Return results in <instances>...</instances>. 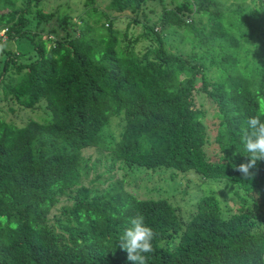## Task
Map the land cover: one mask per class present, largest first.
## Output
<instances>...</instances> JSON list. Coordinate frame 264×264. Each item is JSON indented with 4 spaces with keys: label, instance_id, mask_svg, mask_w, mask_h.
I'll return each mask as SVG.
<instances>
[{
    "label": "trees",
    "instance_id": "16d2710c",
    "mask_svg": "<svg viewBox=\"0 0 264 264\" xmlns=\"http://www.w3.org/2000/svg\"><path fill=\"white\" fill-rule=\"evenodd\" d=\"M59 1L0 0V264H131L137 213L148 264H264V162L235 170L264 113V0Z\"/></svg>",
    "mask_w": 264,
    "mask_h": 264
},
{
    "label": "clouds",
    "instance_id": "9594fccd",
    "mask_svg": "<svg viewBox=\"0 0 264 264\" xmlns=\"http://www.w3.org/2000/svg\"><path fill=\"white\" fill-rule=\"evenodd\" d=\"M258 113L247 118L246 126L242 129L241 141L244 145L247 160L236 166L235 170L245 178H249L254 173L258 162H264V120ZM131 226L126 228L119 237V246L127 252V259L131 264H148L146 254L153 253V240L157 233L146 223L145 216L137 213L130 220Z\"/></svg>",
    "mask_w": 264,
    "mask_h": 264
},
{
    "label": "rangeland",
    "instance_id": "374dc122",
    "mask_svg": "<svg viewBox=\"0 0 264 264\" xmlns=\"http://www.w3.org/2000/svg\"><path fill=\"white\" fill-rule=\"evenodd\" d=\"M53 4L58 3V2H62L59 0H51ZM64 1V0H63ZM71 1V5L75 8V9H80L82 7V5L79 4L80 0H70ZM228 2V6H233L232 4L234 3L236 6L239 4H244V6L248 7V8H252L255 9V3L254 0H226ZM105 5H103L104 7ZM80 11V10H79ZM128 23V20H124L122 22L119 23V26L121 29H125L126 25ZM181 35V33H179ZM178 38L176 37L175 39L172 40V43L174 45H176L178 43ZM141 46V45H140ZM179 49L181 51H183V53L185 55H189L190 52L192 51L193 48H191V44H189L187 41H184V44H178ZM12 47V49L16 50L14 46H10L9 49ZM197 50V49H196ZM0 53H2V50L0 51ZM199 105H201L204 109H207L208 111V116H211V105L209 103V101H207V99H205L204 97H202L201 99H199ZM0 115L4 116L5 118H7V120H13L15 119V117L13 115H11L8 112V107H4L3 105H0ZM207 116V117H208ZM126 179V186L127 188L131 189V190H139V192H142L143 190H145L148 186L149 190L155 189L156 192H154L155 194H158L159 191L161 190V187L165 186L167 181L165 179H169V175H156L151 179L146 178L144 175L142 174H136L131 176L129 173H126L125 176ZM192 179V180H190ZM179 182H181V186L179 189V192L185 188H187L188 183L189 185V192L190 195L188 196V200L189 197L191 199L195 198L196 196H198L199 193V188L197 186V181L196 178L194 177V175L192 173L188 174L187 176H181V178L179 179ZM172 192H175V186H173V189H171ZM145 192V191H143ZM134 194H136V192H133ZM182 196L177 193V197L175 199V203L176 205H178L179 203L184 204L185 201H182ZM190 201V200H189ZM189 203V202H188Z\"/></svg>",
    "mask_w": 264,
    "mask_h": 264
}]
</instances>
